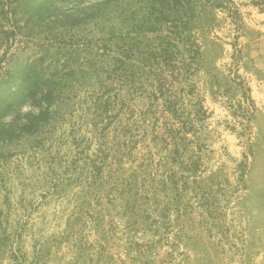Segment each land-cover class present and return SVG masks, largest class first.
<instances>
[{
  "label": "rangeland",
  "instance_id": "rangeland-1",
  "mask_svg": "<svg viewBox=\"0 0 264 264\" xmlns=\"http://www.w3.org/2000/svg\"><path fill=\"white\" fill-rule=\"evenodd\" d=\"M101 1L0 0V264H264V7L233 0L234 19L197 0L198 64L171 78L186 112L208 114L183 134L189 172L170 154L179 123L157 83L135 95L91 77L104 46L122 57L135 36L188 56L178 12L137 31ZM17 63L52 92L39 130H26L32 103L5 110Z\"/></svg>",
  "mask_w": 264,
  "mask_h": 264
},
{
  "label": "trees",
  "instance_id": "trees-1",
  "mask_svg": "<svg viewBox=\"0 0 264 264\" xmlns=\"http://www.w3.org/2000/svg\"><path fill=\"white\" fill-rule=\"evenodd\" d=\"M213 6L228 7L231 16L236 19L239 16V11L233 0H208ZM257 6L264 7V0H253ZM137 9L131 11V4L127 0H102L100 5L104 8V15L114 16L116 12L130 18L134 21V27L137 31L146 30L147 23L150 22L151 17L157 14H171L173 11L178 12L175 19H172L173 27L177 29L179 34V41L185 45L188 56L178 59L180 49L177 43L167 39L159 46H140L142 42L136 38L135 42H131L122 57L113 56V50L104 46L102 54L103 65L92 66L91 77L97 75V79L101 74H105L103 82L101 80V88L105 89L107 80H113L114 83L121 87L130 86L131 92L135 95L145 91L147 83L153 81L157 83V93L165 96L167 109L172 114V119L179 123V128L173 130L172 145L170 150L175 158V162L180 160V169L182 171L195 172L198 169L196 162L192 159L185 161L181 155L182 146L185 144L186 137L183 136L188 130L195 128H203L205 119L208 117L207 110L204 105H199L195 112L188 113L180 105L179 99L175 97L171 91V78L175 79L181 72L190 74V70L195 68L198 64V56L200 55V46L197 39L189 33L191 21L196 16L198 1L197 0H136ZM226 5V6H225ZM93 14L96 10H93ZM156 19V16H155ZM238 27L240 22H236ZM134 56V57H133ZM133 57L137 62H132L130 58ZM26 66H17L14 70L6 72V79L3 84L8 87V91L12 93L11 101L7 104L5 110L19 109L24 102H30L34 106L30 112L25 113L27 131L30 129H37L49 122L52 118L51 107L54 102L52 99V92L46 89L40 83L39 76H34L31 79L30 75L26 73ZM19 81V82H18ZM152 83V82H151ZM10 89V90H9ZM38 107V110H35ZM37 109V108H36ZM23 128V127H22ZM21 128V129H22ZM4 135H10L9 131H3ZM178 139L180 141H178ZM96 170H100V166L96 165Z\"/></svg>",
  "mask_w": 264,
  "mask_h": 264
}]
</instances>
